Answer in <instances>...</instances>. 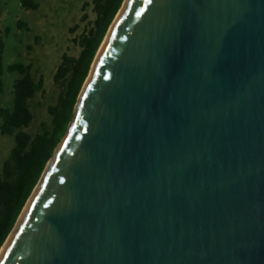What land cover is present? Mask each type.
<instances>
[{
	"label": "water",
	"instance_id": "1",
	"mask_svg": "<svg viewBox=\"0 0 264 264\" xmlns=\"http://www.w3.org/2000/svg\"><path fill=\"white\" fill-rule=\"evenodd\" d=\"M116 15L0 264H264V0Z\"/></svg>",
	"mask_w": 264,
	"mask_h": 264
},
{
	"label": "trees",
	"instance_id": "2",
	"mask_svg": "<svg viewBox=\"0 0 264 264\" xmlns=\"http://www.w3.org/2000/svg\"><path fill=\"white\" fill-rule=\"evenodd\" d=\"M122 2L123 0H92L95 13L93 25L75 40L80 46L77 56L62 53L54 73V81L61 89L56 103L48 106L51 123L35 134L26 129L33 120L30 100L42 90L44 77L42 74H35L31 62L4 63V35L8 34L9 28L2 29L0 26V97L4 93L6 73L19 74L13 81L11 105L3 106L0 103V133L12 136L14 141L8 155L2 160L0 169V247L66 133L91 63ZM1 5L2 0L0 9ZM86 5L84 3L81 10ZM21 6L25 9H37L38 3L34 0H21ZM17 25L26 27V23L20 20Z\"/></svg>",
	"mask_w": 264,
	"mask_h": 264
},
{
	"label": "rangeland",
	"instance_id": "3",
	"mask_svg": "<svg viewBox=\"0 0 264 264\" xmlns=\"http://www.w3.org/2000/svg\"><path fill=\"white\" fill-rule=\"evenodd\" d=\"M34 1L38 3L37 9H25L21 6V0H2L0 9V26L2 29L9 28L8 34L4 35V63L31 62L35 74L37 76L42 74L44 77L42 90L30 100L33 120L26 129L32 134L40 132L44 126L51 123L48 106L56 103L61 89L54 81V73L62 53L70 56L79 54L80 46L75 40L92 27L95 18L92 0ZM84 3L87 5L84 10H81ZM18 20L25 22L26 27H19ZM105 38L102 44L100 43L99 49L103 46ZM28 46L31 48L28 49ZM89 71V75L85 78V80L88 78L87 81L91 74L90 69ZM18 76L19 74L15 72L6 73L4 93L0 97L1 105H11L13 81ZM13 143L12 136L0 133V169L2 160L8 155Z\"/></svg>",
	"mask_w": 264,
	"mask_h": 264
},
{
	"label": "bare ground",
	"instance_id": "4",
	"mask_svg": "<svg viewBox=\"0 0 264 264\" xmlns=\"http://www.w3.org/2000/svg\"><path fill=\"white\" fill-rule=\"evenodd\" d=\"M127 2H128V0H125V1H124L123 6L121 7L119 13L117 14L116 19H117V18L121 15V13L124 11ZM116 19H115V20H116ZM111 31H112V27H111V30L109 31V35L107 34V37L105 38V42L103 43V46L101 47V49H99V51H98V53H97L98 56H99L100 52L102 51L104 45H105L106 42L108 41ZM93 66H94V65H93ZM92 74H93V67H92V69H91V74H90V76H89V80L87 81L88 78L86 79V81H85V83H84V85H83V88H85V87L87 86L88 82L91 80ZM86 82H87V83H86ZM82 90H84V89H82ZM82 92H83V91H82ZM38 186H39V185L36 186V188H35V190H34L32 196H34V194L36 193V191H37V189H38ZM15 230H16V227H14V229L12 230V232L10 233V235L8 236V238L6 239L5 243H4L3 246L1 247V249H0V256H1V254H2V252H3V250H4V248L6 247L7 242L9 241V239L11 238V236L14 234Z\"/></svg>",
	"mask_w": 264,
	"mask_h": 264
}]
</instances>
